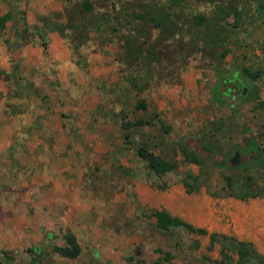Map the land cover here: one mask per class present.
I'll return each instance as SVG.
<instances>
[{
    "label": "rangeland",
    "instance_id": "374dc122",
    "mask_svg": "<svg viewBox=\"0 0 264 264\" xmlns=\"http://www.w3.org/2000/svg\"><path fill=\"white\" fill-rule=\"evenodd\" d=\"M80 1L0 0L13 13L0 31V264H238L233 240L264 257V13L254 0ZM28 2L44 10L22 33ZM138 147L175 170L151 174ZM226 176L256 195H227ZM155 209L205 234L159 229ZM68 237L74 257L55 249Z\"/></svg>",
    "mask_w": 264,
    "mask_h": 264
},
{
    "label": "trees",
    "instance_id": "16d2710c",
    "mask_svg": "<svg viewBox=\"0 0 264 264\" xmlns=\"http://www.w3.org/2000/svg\"><path fill=\"white\" fill-rule=\"evenodd\" d=\"M254 1L256 3L257 8L262 13H264V0H254ZM80 6L84 12H88L91 9V2L89 0H81ZM18 13L20 14L22 18L23 27L21 31L22 33H24L25 30L27 29L26 28L27 24L25 22V12L23 10H19ZM12 19H13V13L11 11L7 10L5 12L0 13V31H2L3 28L5 27L6 21H9ZM67 19L68 17L66 18V20ZM56 30L61 31V27L57 26ZM41 36L42 35L37 34V37L40 39V45L42 49L45 51L46 43L45 41L42 40ZM222 55L223 53H221V56ZM138 106L144 108V105L142 103H138ZM146 123L148 122L142 119H138L135 121H126L123 123V128L126 131L130 129L131 127L146 124ZM123 136L124 138H126L127 133L124 132ZM136 154L145 159L146 167L148 171L153 175L160 176L165 173L171 172L175 170L176 168V163L174 161L164 160L158 155L150 151H147L143 147H138L136 149ZM183 156L184 158L189 159L192 162H196V157L192 154H189L188 152L183 151ZM189 179H190V182L188 181ZM225 180H226V183L224 186H222V189H225L227 191L226 193L227 195H232V196H235L241 199L256 195L255 193L251 192L250 188H239L238 190H232V185H231L229 177L226 176ZM182 181H183L184 186L187 187L186 190L190 191L191 188H193L194 185L197 184L198 177L191 176L190 174H185V178ZM152 215L155 219V226L159 229L168 230L170 228H182L183 230L187 232L205 234V230L203 228L194 227L190 223L182 220L181 218L169 214L164 209H155L152 211ZM209 238H210V241H213L217 238V234L210 233ZM228 239L230 238L225 235H220L221 242L226 241ZM232 247H233L234 253L237 256L236 262L238 264H263L264 263V257L258 255L249 242L233 240ZM55 249L59 250L60 248L55 247ZM220 254L222 255V257L226 256L223 249H220Z\"/></svg>",
    "mask_w": 264,
    "mask_h": 264
},
{
    "label": "water",
    "instance_id": "95a60500",
    "mask_svg": "<svg viewBox=\"0 0 264 264\" xmlns=\"http://www.w3.org/2000/svg\"><path fill=\"white\" fill-rule=\"evenodd\" d=\"M245 91V88L243 87L241 90V94H243ZM235 158H236V154L231 158L230 163L234 164L235 163ZM67 243L70 245V252L67 254L69 257H74L75 255H77L79 247L78 244L75 242L73 237H69L67 239Z\"/></svg>",
    "mask_w": 264,
    "mask_h": 264
},
{
    "label": "crops",
    "instance_id": "0c3cea01",
    "mask_svg": "<svg viewBox=\"0 0 264 264\" xmlns=\"http://www.w3.org/2000/svg\"><path fill=\"white\" fill-rule=\"evenodd\" d=\"M25 4H26V9L30 8V9H28L29 11H26V13H25L26 21L28 23L33 21V20H29V18H32L35 13H42V11L44 10V8H42V6H40V8L35 9L36 10L35 11L33 6H36V5L34 3H32V2H28V3H25ZM0 13H2V12H0Z\"/></svg>",
    "mask_w": 264,
    "mask_h": 264
},
{
    "label": "flooded vegetation",
    "instance_id": "af4514ba",
    "mask_svg": "<svg viewBox=\"0 0 264 264\" xmlns=\"http://www.w3.org/2000/svg\"><path fill=\"white\" fill-rule=\"evenodd\" d=\"M68 238H66V242H67ZM59 252H61V253L63 252L64 254H68L70 252V245L68 244V246H63L62 248L59 249Z\"/></svg>",
    "mask_w": 264,
    "mask_h": 264
}]
</instances>
